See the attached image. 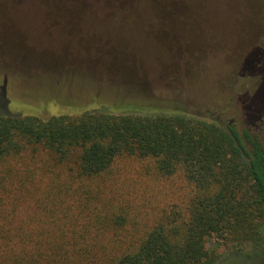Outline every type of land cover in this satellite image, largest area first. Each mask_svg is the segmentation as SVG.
I'll return each mask as SVG.
<instances>
[{
    "label": "trees",
    "instance_id": "trees-1",
    "mask_svg": "<svg viewBox=\"0 0 264 264\" xmlns=\"http://www.w3.org/2000/svg\"><path fill=\"white\" fill-rule=\"evenodd\" d=\"M186 1L37 3L53 24H137L172 36ZM257 22L240 50L250 48L242 79L264 71V12ZM178 50L176 59L198 54ZM262 123L166 112L0 115V264H215L214 237L241 244L244 264H264Z\"/></svg>",
    "mask_w": 264,
    "mask_h": 264
},
{
    "label": "rangeland",
    "instance_id": "rangeland-1",
    "mask_svg": "<svg viewBox=\"0 0 264 264\" xmlns=\"http://www.w3.org/2000/svg\"><path fill=\"white\" fill-rule=\"evenodd\" d=\"M37 1L0 0V115L166 112L264 125V71L239 77L264 0H187L172 36L137 24H53ZM179 46L198 54L176 59ZM207 245L220 253L215 264L245 263L241 244Z\"/></svg>",
    "mask_w": 264,
    "mask_h": 264
}]
</instances>
